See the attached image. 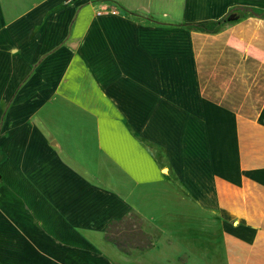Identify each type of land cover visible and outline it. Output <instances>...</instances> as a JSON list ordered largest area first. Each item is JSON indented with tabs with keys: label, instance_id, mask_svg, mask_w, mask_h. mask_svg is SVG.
Returning a JSON list of instances; mask_svg holds the SVG:
<instances>
[{
	"label": "crops",
	"instance_id": "obj_1",
	"mask_svg": "<svg viewBox=\"0 0 264 264\" xmlns=\"http://www.w3.org/2000/svg\"><path fill=\"white\" fill-rule=\"evenodd\" d=\"M0 125V264H264V0H0Z\"/></svg>",
	"mask_w": 264,
	"mask_h": 264
},
{
	"label": "rangeland",
	"instance_id": "obj_2",
	"mask_svg": "<svg viewBox=\"0 0 264 264\" xmlns=\"http://www.w3.org/2000/svg\"><path fill=\"white\" fill-rule=\"evenodd\" d=\"M53 106H57V104L53 103V105H50V107ZM52 109L48 108L47 110V113L50 114L51 117H63L62 107H60L62 110L60 113H54ZM1 128L2 125H0V129ZM3 155L4 153L0 151V159L3 157ZM144 226L145 225L143 224L140 215L133 211L125 216L124 219L113 222L110 228L108 227V229L111 231V234L108 236L106 234V238L107 240H111V238L114 239L119 245H121L120 248L124 252L130 251L137 253L138 249H143L141 248L143 246L144 248L153 246V238L149 233L145 232Z\"/></svg>",
	"mask_w": 264,
	"mask_h": 264
},
{
	"label": "trees",
	"instance_id": "obj_3",
	"mask_svg": "<svg viewBox=\"0 0 264 264\" xmlns=\"http://www.w3.org/2000/svg\"><path fill=\"white\" fill-rule=\"evenodd\" d=\"M225 19H230V20H231V19H233V17H231V15H229V16H228L227 18H225ZM199 27H201V28H206L204 23H203V24H200ZM111 225H112V224H111ZM111 225H110V226H111ZM110 226H109V228H110ZM109 234H111V231L108 229V230H107V236H108ZM111 240H112L115 244H117V246H119V247L121 246V245H119L114 239L111 238Z\"/></svg>",
	"mask_w": 264,
	"mask_h": 264
},
{
	"label": "built area",
	"instance_id": "obj_4",
	"mask_svg": "<svg viewBox=\"0 0 264 264\" xmlns=\"http://www.w3.org/2000/svg\"><path fill=\"white\" fill-rule=\"evenodd\" d=\"M110 12H111V13H115L116 11H115L114 9H111ZM99 13H101V10H99V11L97 12V14H99Z\"/></svg>",
	"mask_w": 264,
	"mask_h": 264
}]
</instances>
